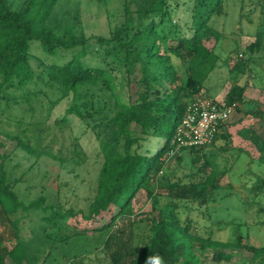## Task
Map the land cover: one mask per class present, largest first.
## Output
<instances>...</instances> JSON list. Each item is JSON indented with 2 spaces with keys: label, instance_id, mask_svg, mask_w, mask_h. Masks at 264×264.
Returning a JSON list of instances; mask_svg holds the SVG:
<instances>
[{
  "label": "trees",
  "instance_id": "1",
  "mask_svg": "<svg viewBox=\"0 0 264 264\" xmlns=\"http://www.w3.org/2000/svg\"><path fill=\"white\" fill-rule=\"evenodd\" d=\"M59 1L0 0V134L15 140L17 148L35 158L30 166L44 158L62 166L87 157L78 137L73 139L71 156L54 152L57 134L44 143L46 126L41 128V122L34 123L33 142L31 137L4 127L3 102L6 106L10 103L31 106L32 98L52 99L57 95L51 101L54 106L69 97L70 103L64 115L55 120L54 127L61 131L69 126L71 117H77L84 127L82 132L96 136L102 158L96 191L88 206L81 209L66 208L58 193L49 197L41 192L30 199L21 189L23 177L16 176L14 167L10 169L12 151L0 154V264H36L45 245L53 249L70 241L80 245L97 232L107 235L102 247L106 256L100 264H145L147 257L157 255L164 264H207L200 256L206 249L214 250L213 260L221 264L231 259L232 255L224 251L231 248H245L257 264H264V241L257 243L245 236L244 242L241 234L233 240L215 236V227L221 230L231 224L225 221L213 222L204 233L193 232L192 217L187 215L183 219L178 211L180 206L187 207V203L206 205L223 187L221 178L227 170L216 166L205 152L207 146L212 144L229 151L232 148L228 144H233L240 153L249 155L252 162L256 153L258 160L264 162V104L261 106L259 101L245 112L247 127L239 129L244 143H234L225 122L211 143L177 148L178 128L189 104L196 93L204 90L197 77L199 68L205 64L212 69L216 66L215 48L223 33L210 24L211 18L225 13L228 0L185 1L191 12L189 29L174 18L176 9L182 5L180 0H123L124 21L109 36L91 37L86 35L78 11H57ZM254 37L246 47L249 54L238 52L231 69L234 77L246 75V78L243 82L235 78L223 100L238 102V108L245 103L244 94L250 85L247 75L252 71L251 61L264 58L262 26ZM92 39L95 42H90ZM211 39L214 42L209 44ZM34 41L38 45L32 47ZM40 46L52 55L64 56L63 50L77 51L63 62H53L38 55ZM95 47L99 60H86ZM181 72H185V77H181ZM133 82L139 85L136 96L130 92ZM260 120L262 132L254 126ZM7 121L11 125L13 120ZM20 125L17 120L16 127ZM28 130L25 127L23 132ZM152 138L162 140L156 150L151 148ZM219 139L223 142H218ZM187 150L193 155L191 162L199 164L198 169L188 174L186 180L179 178L166 185L158 184L162 174L170 172L171 152ZM178 157L183 159L182 154ZM31 186L37 187L26 185V189ZM250 190L263 192L264 179L253 181ZM140 191H145L149 198L166 197L167 207L172 209L168 214L159 211L136 219L133 200ZM113 208L116 212L108 222L92 227L98 217ZM256 212L260 218L250 226L257 227L258 234L254 236L261 238L264 206ZM120 218H125V222L118 223ZM25 222L41 229L34 236L41 243L35 250L21 235ZM10 240L14 241L12 245L8 243ZM68 254L70 249L64 251V256Z\"/></svg>",
  "mask_w": 264,
  "mask_h": 264
},
{
  "label": "rangeland",
  "instance_id": "2",
  "mask_svg": "<svg viewBox=\"0 0 264 264\" xmlns=\"http://www.w3.org/2000/svg\"><path fill=\"white\" fill-rule=\"evenodd\" d=\"M180 1L182 5L176 9L174 18L183 28L189 29L187 24L190 21L191 12L185 3L187 0ZM56 9L59 13L63 9H68L73 13L78 11L83 29L88 37L93 35L109 36L114 28L125 19L123 0H107L105 3L90 0H60ZM210 24L223 33L215 48L216 66L213 69L210 68L209 64L201 66L197 77L202 81L204 91L206 90L212 98L220 101L228 85L235 79L234 72L231 69L237 60V53L249 54L246 50L247 45L254 40L258 28L261 26L264 28V0H228L225 13L213 15ZM90 42L93 43L95 40L92 39ZM213 42L214 39H211L209 44ZM36 45H38V42L34 41L32 47ZM95 50L96 47L91 48L85 59L98 61L100 54ZM64 51L66 50L61 53L64 56H60V54L52 55L40 46L38 55L47 56L53 62H63L66 57L77 50ZM231 55L232 57L228 59ZM176 61L180 63L179 60ZM250 65L252 67L251 79L257 87L252 93L244 95V100L247 103H244L245 109L243 112L253 109L257 101L261 102V106L264 104V58H254ZM119 77L122 78V74H119ZM181 77H185V72H181ZM130 90L132 95L136 96L139 85L133 82ZM48 91L51 93V90ZM56 96H52V99L46 96L32 98L31 106L13 103L6 106L3 102L1 110L2 117L6 120L4 127L18 131L24 137H31L33 142L36 136L33 129L34 123L41 122V128L44 125L46 126L44 136L47 139L44 143L49 142L53 134H57V139L53 144L54 152L71 156L70 149H73V139L78 137L87 157L68 161L66 165L62 166L51 159L44 158L36 165L30 166L35 158L17 148V142L6 138L3 134H0V142L3 143V145H0V154L12 151L13 160L10 169L14 167L16 176L23 177L24 183L22 181L21 189L28 193V198H34L41 192H45L49 197L58 193L59 201L66 208L71 206L77 209L86 208L95 194L96 177L102 162L101 155L98 152V143L94 134L82 132L84 127L77 117H71L69 126L64 127L61 131L54 127L55 120L64 115L65 109L70 103V98L65 97L52 106L51 101L56 99ZM30 107L32 109H29ZM50 108H52L51 111ZM8 119L13 120L11 125L7 123ZM17 120L21 122L19 128L16 127ZM254 126L262 132V120L256 121ZM25 127L29 129L26 133L23 132ZM151 141H153V144H151L152 150H156L162 140L152 138ZM122 143L123 139H120V144ZM230 147L231 144H228V148ZM205 152L209 153L211 160L216 163L217 167L227 170L221 178L223 187L216 192L214 198L206 205L187 203V207L180 206L178 211L181 217L183 219L187 215L192 217L194 222L193 232L204 233L209 228L207 226H211L213 222L217 224L219 221H225L231 224L221 230L215 227V236L223 240H233L235 236L238 237L241 234L244 237V242L247 241L246 237L253 238V241L257 243L263 242L264 227L259 231L261 238H256L254 235L255 233L258 234L256 232L258 231L257 227L250 226V224L260 218L256 210L260 206H264V191L255 193L250 190V187L257 178L264 179V162L258 160V153H256L257 158L252 162L249 155L240 153L235 148L222 151L212 144L205 148ZM181 154L183 156L182 160L178 157ZM192 157L193 155L189 150L171 155L168 161L170 172L163 173L158 184L166 185L171 180L179 178L186 180L187 175L195 172L199 166V164L191 162ZM35 184L37 185L36 188L31 186L30 189H26V185ZM57 188H59V191H57ZM133 201L137 211L136 219L155 215L159 211L168 214L172 209V207H167L166 197L149 198L145 191H140ZM115 212L114 208L110 212H105L98 217L92 227L108 222ZM71 222L74 223L72 220ZM124 222L125 218H120L118 221L121 224ZM40 230L38 225H32L28 222L23 224L21 235L29 243L32 250L37 249L38 246L40 247L41 243L34 238L35 233H39ZM106 236V234L99 232L94 235L90 234L86 242L81 241L85 245L80 243V245H84L80 251L77 250V247L82 246L72 241L59 244L54 249L47 244L45 249L38 253L36 264H100L106 256V252L102 248ZM8 243L12 245L14 241L10 240ZM69 249L70 254L64 256V251ZM224 251L232 256L230 260L223 261L221 264H257L253 254L245 248H231ZM31 253L32 255L36 254L35 252ZM76 253L79 255L73 257ZM213 254L214 250L212 249L200 252L202 260L207 264H217L213 260ZM48 256L49 260L47 262L46 258Z\"/></svg>",
  "mask_w": 264,
  "mask_h": 264
},
{
  "label": "built area",
  "instance_id": "3",
  "mask_svg": "<svg viewBox=\"0 0 264 264\" xmlns=\"http://www.w3.org/2000/svg\"><path fill=\"white\" fill-rule=\"evenodd\" d=\"M238 106V102L218 101L206 90L196 93L178 128L177 148L211 143L219 127L230 119Z\"/></svg>",
  "mask_w": 264,
  "mask_h": 264
},
{
  "label": "crops",
  "instance_id": "4",
  "mask_svg": "<svg viewBox=\"0 0 264 264\" xmlns=\"http://www.w3.org/2000/svg\"><path fill=\"white\" fill-rule=\"evenodd\" d=\"M247 76L250 80V85L247 87V89L245 91V94H244L245 96L247 95V93H252L253 91H255L256 90L255 88L257 87L256 84H254V82L251 79L252 76L251 75H247ZM235 78L239 79V81L243 82L244 79L246 78V75H239V76H236ZM229 87H230V84L228 85V88ZM228 88L225 91V93L223 94V97L220 99V101L224 100V97L228 91ZM245 103H247V102H245ZM244 105L245 104H241V106L239 108H237V110L234 112V114L230 117V119L226 123L227 124V126H226L227 130L233 134V139L236 142V143L234 142L235 144H239L240 142L241 143L245 142L242 138L243 132H239L240 128L247 127V123L249 121L247 118H245L246 113L243 112L245 109ZM218 142H223V140L219 139ZM230 148H233L232 145Z\"/></svg>",
  "mask_w": 264,
  "mask_h": 264
},
{
  "label": "clouds",
  "instance_id": "5",
  "mask_svg": "<svg viewBox=\"0 0 264 264\" xmlns=\"http://www.w3.org/2000/svg\"><path fill=\"white\" fill-rule=\"evenodd\" d=\"M145 264H164L163 258L160 256H150L145 260Z\"/></svg>",
  "mask_w": 264,
  "mask_h": 264
}]
</instances>
